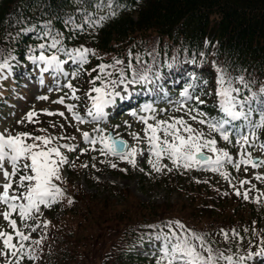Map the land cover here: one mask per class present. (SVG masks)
Here are the masks:
<instances>
[{"label":"trees","instance_id":"1","mask_svg":"<svg viewBox=\"0 0 264 264\" xmlns=\"http://www.w3.org/2000/svg\"><path fill=\"white\" fill-rule=\"evenodd\" d=\"M112 11L116 13L114 16L109 15ZM100 17L106 18L100 22ZM89 18L95 23H90ZM49 28L53 33L62 34V44L67 50H93L95 54L89 53L85 63L90 67L123 61L115 68H107L106 72L112 75L103 81L99 79L96 87L118 79L120 68H125L128 79H131V70L125 67L131 62L138 69L151 66V82L142 83L140 87L143 90L152 89L156 96L172 88L175 77H180L182 85L195 73L198 74L196 87L202 89L208 82L207 88H210L223 70L225 79H231L235 87L241 88V99L251 97L253 93H256V100L264 98V94L260 93V89L264 88V0H113L110 7L101 0H0V63L29 64L32 61L29 57L41 53L40 44L47 46L51 43L43 35ZM43 52L57 53L47 47ZM58 54L62 59L68 57ZM137 56L140 57L139 64ZM209 63L217 71L208 68ZM82 70L80 67L79 73ZM99 76H104V73L100 72ZM240 77H243L247 87L239 83ZM203 81L206 84L199 85ZM196 87L193 85L194 89ZM43 126L50 128L55 136H69L67 130H62L52 120L35 124L31 130L39 136H50L41 131ZM47 147H53L52 143ZM195 178V182H183L177 176L171 179L172 183L169 182L171 187H178L179 199L182 204H188L187 208L165 210L160 207L156 211V207L151 208L145 203H132L125 191L126 194H122L124 209L116 210V205L108 196L91 197V204L82 205L84 211L79 215L86 221L85 226L72 223L68 227L66 219L58 222L50 218L52 223L44 237L38 238L51 247L53 264H96L92 253L95 252L94 246H100L98 236L93 238L87 233L94 221L101 217L98 213V207H101L114 213L116 219L111 225L106 224L108 233H105V243L109 245L107 264L143 263L144 259L130 253L131 245L154 237L161 229L150 226L166 224L168 213L200 235H203V228L212 235L207 237L209 234L204 233L214 249L234 255L238 240L232 237L231 230L237 231L239 225L246 223L258 226L264 220V210L250 201L251 198L245 200L243 196H238V184L233 183L226 188L220 183L213 187L198 181V176ZM62 183L68 187L70 182ZM20 193L16 187L10 190V194ZM85 199L82 203H87L88 197ZM113 208L115 212H112ZM96 209L97 214L94 213ZM45 213L49 214V211ZM40 215H44L42 209L31 213L34 220L42 218ZM222 229L229 232L228 239H225ZM163 230L168 231L167 228ZM109 231L113 237L119 238L111 241ZM58 235L63 238L62 242L57 240ZM87 243L92 246L91 252L84 250ZM37 261H43V258L27 264H36Z\"/></svg>","mask_w":264,"mask_h":264},{"label":"snow or ice","instance_id":"2","mask_svg":"<svg viewBox=\"0 0 264 264\" xmlns=\"http://www.w3.org/2000/svg\"><path fill=\"white\" fill-rule=\"evenodd\" d=\"M115 11L110 12V16H114ZM106 17H100V22H102ZM90 23H95L89 18ZM44 37L51 40L49 45L40 44L41 54L38 57H29L33 63L37 61L42 62L45 67L41 69L42 72H51L58 78L59 76L68 77L69 73L64 70L63 65L67 61L60 60L58 55L45 56L43 50L47 48L55 49L57 53H63L68 56L73 63H77L81 66L87 63V58L89 53L95 54L93 50L88 48H77L72 50H67L62 44V34L59 32L53 33L49 28L43 33ZM131 56V53H129ZM149 55H152L149 53ZM137 63L140 62V57H136ZM123 64V61L116 60L113 65H99V70L104 73V76H98L96 79L104 80L105 77L112 75L110 72H106L107 68H115L116 65ZM9 65L5 61L0 63V69L8 68ZM127 69L131 70L132 78L128 79L125 68L119 69V78L116 80H110L108 84H104L103 87H94L92 91L98 93L99 95L93 97V108L88 110V115L92 117L93 121H98L102 119L105 115L103 109L106 105L113 103V98L119 96V92H115L114 89L119 85H124L135 83H150L152 76L151 66L137 68L134 67L131 62L125 66ZM78 71L73 72L72 75H78ZM95 71V69H93ZM239 83L244 87H247L243 77L238 78ZM95 83V81H93ZM218 83L220 85L217 95L220 97L219 107L224 113V118L217 120H199V123H207L208 128L212 132H217L220 134L224 141H230V135L233 133L238 137L237 143L241 144L240 159L238 162L234 163V167L239 170L241 165L251 164L253 168L259 167L261 163H257L251 159V154L244 149L245 145H249L250 140L255 141L257 137V129L264 128V99L260 100L261 105L260 115L261 119L259 123H253L251 121V114L255 110L250 107L251 103L256 100V93H253L251 97L240 98L241 88L235 87L231 79L226 80L223 70H221V75L219 77ZM67 87L73 89L71 83L67 84ZM192 87V85H190ZM75 89H73L74 99H79L74 95ZM260 93L264 94V88L260 89ZM182 96L185 100L195 99L199 103H203L200 100L199 95L192 96L186 89ZM39 99L46 100L47 96H41ZM54 103L63 104L64 99L60 98ZM247 107V110L245 108ZM68 110L73 111L74 105H68ZM144 111H154L151 105H146L143 109ZM191 109L189 114L191 115ZM47 115H55L56 113L47 112ZM35 111H30L26 115V119L32 122L33 117L36 116ZM59 115L63 116L64 113L60 112ZM133 115H136L133 113ZM198 116H204L203 112H198ZM73 116L77 121L84 122L82 117L75 112ZM155 119V117H152ZM192 120H196L197 116H191ZM141 120L147 124L145 133L148 137L149 143L151 144L152 154L156 157V161L149 159L148 163L152 165L155 171L159 172L166 165H160L159 161L164 155H167L168 159L176 167H183L189 169L191 167H203V165H208L212 171H219L220 167L224 162L233 163V158L227 150L218 149L216 147L217 141L215 139H204L205 133L203 131L194 129L185 121L182 117L179 119H174V122L169 124L167 121H157L155 125L148 124L147 119L141 117ZM245 121L244 128L247 129V134L239 128H226V125L232 124L233 121ZM23 121H20L22 123ZM177 125L181 127H177ZM181 129L184 133H187V137L181 135ZM44 131V129H41ZM96 131L103 133L104 129H96ZM163 131L164 138L158 135V132ZM84 138L91 144H96L100 142L104 144L107 152L114 156H118L121 160H127L129 164L135 166V156L137 154V149L132 148L128 150V146L124 141H117L112 139L111 136L105 137L100 136L98 138L89 139V134L84 133ZM171 137V140H169ZM32 139L33 143H28L27 140ZM56 139L50 136H35L32 137L30 133H18L12 135L9 133L7 136L0 134V173L3 176L2 192H0V202L6 204L9 210H5L0 215H3L4 219L9 222V227H11L15 233L0 231V241H2V247H0V257H4L7 264H21V261L25 258L27 254L28 259H35L32 255L31 249L27 248L24 242L30 239V234H25L23 231L17 228V221L11 219L12 213L18 212L19 217L22 220H26L31 217L33 211L39 212L40 205L51 206L52 203H56L58 199L63 195L62 189H60L54 180H60V166L68 163V159L64 156L60 147L67 148L69 151H74L75 148L68 144L61 145L59 147H47ZM35 141H40L41 144H37ZM259 147L264 150V143H261ZM207 149L210 152L216 153L215 159L202 154V149ZM53 156L56 159H53ZM197 156H202V159H197ZM245 156L248 158L246 159ZM6 164L11 166V171L5 166ZM87 165H85L86 167ZM112 167H116L112 164ZM23 171V175L19 176L18 187L25 188L26 192H22L19 195L11 194L10 190L13 188V177H16L18 173ZM171 171V169H169ZM227 179V174L221 173ZM257 179H264L260 176ZM25 182H28L25 184ZM243 183H249V181H242ZM239 196L241 192L236 191ZM243 198L247 200L248 193H243ZM259 198H257L258 201ZM17 201H22L17 203ZM26 201V203L24 202ZM71 203V201H69ZM152 228L159 227L161 230L156 233L154 239L160 242L159 253L156 264H245L246 260H250L255 255L264 256V248L260 249L259 253H249L247 256L239 255L235 256L233 254L226 255L225 252L218 249H214L211 244L207 241L204 235H200L197 232L188 229L180 221H168L163 226L151 225ZM167 228L168 231L165 232L163 229ZM175 229H179L177 232ZM35 230L34 228L32 229ZM234 237H239L234 229L231 230ZM247 231V229H245ZM225 239L229 238V232L221 230ZM16 240L14 243L13 241ZM33 243H40V241H33ZM11 257V259H9Z\"/></svg>","mask_w":264,"mask_h":264},{"label":"rangeland","instance_id":"3","mask_svg":"<svg viewBox=\"0 0 264 264\" xmlns=\"http://www.w3.org/2000/svg\"><path fill=\"white\" fill-rule=\"evenodd\" d=\"M106 5H109L112 0H103ZM45 65L41 62L38 67H36L25 80L22 79L21 85L14 84L12 77L9 75V69H0V98L4 100L3 109L0 108V131H5V129H11V134L16 135L18 133H25V123L27 121L26 115L30 111H35L36 113H47V112H63L68 118H70L74 122L75 128H83L84 124L86 126L84 128L92 127L95 122L89 118H85V115H81L84 122L77 121L73 116V111L68 110V105H72L70 100L68 99V87H67V79L72 78L71 70L66 66L63 65L64 70L69 73V76L66 78L64 76H59L58 78L49 70L48 72H42L41 69L44 68ZM93 71V70H92ZM5 85V86H4ZM131 85L128 84L127 87L124 85L119 89V96H125L130 93ZM9 94V95H7ZM41 96H47L48 99L43 100L39 99ZM113 98V103L108 104L104 107L105 116L100 119L99 125L100 128L104 129L103 133H99L98 136H94V138H98L100 136L107 137V133L111 128L112 122H109L108 116L106 114L108 107L113 106L116 98ZM60 98L64 99L63 104L54 103V101H58ZM184 98L180 99L179 97L175 99H171L167 101V106L165 108L159 107V112H157V116H154L155 119L151 118L148 120V124L155 125L157 121L163 120L167 121L169 124L174 122V119L183 118L185 121L189 118L187 116L197 115V113L192 110L191 115L189 114V110L185 109L182 106L181 102ZM169 105V106H168ZM2 110V111H1ZM139 114L133 115V113H127L123 115L124 117L116 122L118 135L125 139H128L130 142V146L128 145V150L130 151L132 148L137 149V154L135 156V166L129 164L127 160H121L118 156H114L111 153L107 152L105 149L104 144L97 142L96 144H92V149L94 150L93 153V165L89 166L88 169H81V167H77L78 169L75 172H70L69 170L62 171L64 177H70L73 180L75 185H78L81 189H83V195L79 198V202L72 211L64 213V208H59L57 212H55L54 216L57 221H63L64 219L67 220V226L70 227L72 223L80 224L82 227L86 225V221L82 218H79V215L83 213L84 209L81 208L82 205L86 206L87 203H82V200H86V197H104L108 196L107 198L112 201L113 204L116 205L114 207L116 210L124 209V198L123 192H127L129 195L130 201L145 203L149 205L151 208L156 207V211L161 209H174V208H187L188 204L183 203L179 199L180 195L177 188L170 187V185L166 182L164 174L159 171L152 170V173L149 171V166L151 164L148 163V160L151 159L155 162L156 157L152 154L151 151V144L149 143L148 137L145 133V129L147 128V124H145L141 117H143L146 112L142 111L141 109L138 111ZM141 113V114H140ZM147 116V115H145ZM206 116V115H204ZM204 116H197L195 121H199L204 118ZM20 121H23L20 123ZM177 127H181L177 125ZM160 133L161 139L164 138L163 131L158 132ZM91 134V133H90ZM129 135H133L134 138H129ZM35 137V134L31 135ZM89 139H93V136L90 135ZM171 139V137H169ZM88 142L87 140H85ZM81 140H78L77 147L80 146ZM251 142V140H250ZM233 147V144L231 145ZM249 149L246 151L251 154V159L254 157H259L260 162L264 160L263 152H260L258 147L248 145ZM235 147V145H234ZM238 147V144L236 148ZM76 151V149H75ZM209 152L212 156L215 153ZM238 149L230 154L233 158V162L236 160L237 162L240 159V153L237 152ZM115 157L123 169H115L112 167V163L107 158ZM247 159L248 157L245 156ZM86 160V158L84 159ZM87 162V161H86ZM225 163V162H224ZM9 171H11V166L6 164L5 165ZM204 167H208V165H204ZM191 167L187 169L190 175H185L184 182L189 180L193 171ZM247 171V170H243ZM254 173V172H253ZM250 174L248 177L250 179L253 178L254 174ZM221 177L223 176L220 172ZM186 178V179H185ZM242 178H246V176L242 175ZM4 182L2 173H0V185ZM259 194L264 195V183L257 187ZM0 192H2V187H0ZM126 194V193H125ZM63 193L61 196L62 199H59V202L63 204V200L65 201ZM178 200L180 203L178 205ZM91 204V202H90ZM174 205V207H172ZM183 205V206H182ZM95 206H99V204H95ZM98 207V213L100 214V218L94 221V225H92L91 229H89L87 235L90 237L98 236L97 242L100 246H94L95 252L92 253V257H94L96 264H107L106 258L108 259V249L109 245L105 243V233H108L106 229V224H112L111 222H115L114 213H109L107 210L100 209ZM106 208V207H105ZM113 208L112 212H115ZM108 209V208H107ZM5 210H9L8 206L2 202H0V213H3ZM77 214H75V212ZM109 210V209H108ZM176 210V209H175ZM94 211V210H93ZM97 209L94 211L95 214ZM118 216V215H117ZM3 215H0V231H6L11 233L8 230V227L2 222ZM101 222L98 224L97 222ZM89 222V221H88ZM34 224L30 222L28 224L27 229H32ZM43 225L39 226L42 228ZM97 226V227H96ZM38 228V225H37ZM95 230L97 233H95ZM110 232V231H109ZM109 238L111 241L114 238L118 239L119 236L113 237L112 233L110 232ZM58 241L62 240L61 235L57 236ZM160 242L156 241L155 244H159ZM91 252V248L85 244L84 250ZM142 246L137 245L132 249V252H136L137 250H141ZM47 250L50 252L51 247L47 246ZM48 254L51 256V254ZM159 251L153 250L147 264H153V259L159 256ZM111 260V258H110ZM157 261V258H156ZM49 264V262H48ZM225 264V263H222Z\"/></svg>","mask_w":264,"mask_h":264}]
</instances>
